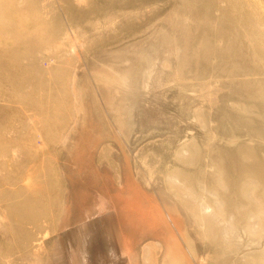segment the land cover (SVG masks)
<instances>
[{
	"label": "rangeland",
	"instance_id": "rangeland-1",
	"mask_svg": "<svg viewBox=\"0 0 264 264\" xmlns=\"http://www.w3.org/2000/svg\"><path fill=\"white\" fill-rule=\"evenodd\" d=\"M0 264H264V0H0Z\"/></svg>",
	"mask_w": 264,
	"mask_h": 264
}]
</instances>
